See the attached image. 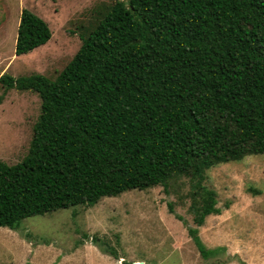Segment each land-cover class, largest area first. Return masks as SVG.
I'll list each match as a JSON object with an SVG mask.
<instances>
[{
	"label": "trees",
	"instance_id": "1",
	"mask_svg": "<svg viewBox=\"0 0 264 264\" xmlns=\"http://www.w3.org/2000/svg\"><path fill=\"white\" fill-rule=\"evenodd\" d=\"M79 37L54 80L0 76L3 94L40 100L26 156L0 161V228L185 178L188 232L215 257L199 238L221 213L206 173L264 154V0H109ZM50 38L22 9L15 56Z\"/></svg>",
	"mask_w": 264,
	"mask_h": 264
},
{
	"label": "rangeland",
	"instance_id": "2",
	"mask_svg": "<svg viewBox=\"0 0 264 264\" xmlns=\"http://www.w3.org/2000/svg\"><path fill=\"white\" fill-rule=\"evenodd\" d=\"M109 0H0V76L43 75L50 80L78 51L79 33L94 24ZM22 9L41 18L50 40L15 56ZM40 100L30 91L0 87V161L8 166L26 156ZM217 193L219 215L206 218L199 238L204 259L188 232L196 228L188 210V180L103 198L23 220L16 231L0 228V264H264V154L223 163L206 173ZM172 205L173 212L168 205ZM224 249V250H223Z\"/></svg>",
	"mask_w": 264,
	"mask_h": 264
}]
</instances>
